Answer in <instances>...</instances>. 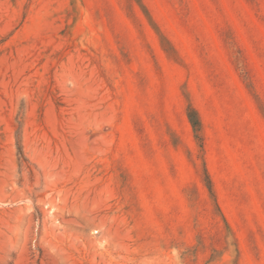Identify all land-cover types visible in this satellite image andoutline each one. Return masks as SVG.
<instances>
[{
    "label": "rangeland",
    "instance_id": "rangeland-1",
    "mask_svg": "<svg viewBox=\"0 0 264 264\" xmlns=\"http://www.w3.org/2000/svg\"><path fill=\"white\" fill-rule=\"evenodd\" d=\"M0 264H264V0H0Z\"/></svg>",
    "mask_w": 264,
    "mask_h": 264
}]
</instances>
